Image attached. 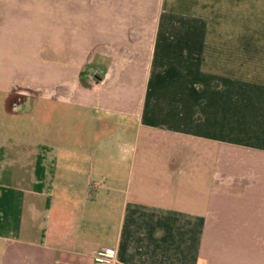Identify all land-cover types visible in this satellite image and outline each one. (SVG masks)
I'll return each instance as SVG.
<instances>
[{
  "label": "crops",
  "instance_id": "0c3cea01",
  "mask_svg": "<svg viewBox=\"0 0 264 264\" xmlns=\"http://www.w3.org/2000/svg\"><path fill=\"white\" fill-rule=\"evenodd\" d=\"M165 1L0 0V46L87 116L0 137V264H264V39L238 27L209 55L205 21Z\"/></svg>",
  "mask_w": 264,
  "mask_h": 264
},
{
  "label": "rangeland",
  "instance_id": "374dc122",
  "mask_svg": "<svg viewBox=\"0 0 264 264\" xmlns=\"http://www.w3.org/2000/svg\"><path fill=\"white\" fill-rule=\"evenodd\" d=\"M97 1L93 0V3L98 4ZM165 4L167 7L178 5L175 9L179 12L197 17L201 23L205 21L207 37L205 43H207L206 50L209 55L213 41L222 42L242 36L243 33L235 30L238 27L241 30L244 26L253 27L252 39H264L262 32L264 31V0H166ZM44 7V17L47 19L44 25L46 26L52 24V9L50 5H44ZM155 8L158 10L160 6L156 5ZM48 35L50 32L45 31V38ZM13 39L15 38L12 34L11 41L6 40V43L0 46V61L2 62L0 74L7 73L8 75L10 72L8 78L11 80L9 82L11 86L7 91H4V86L0 88V137L28 139L63 137L69 134V130L72 133L78 132L76 135H79L81 131L83 133L86 114L73 106L69 111L61 110L62 105L66 104L53 100L56 98L53 92L48 93L49 90L46 88L42 90L36 88L35 64L27 61L29 55L25 51L27 46L24 43L20 44L19 41L16 43ZM2 40L4 41L3 37ZM44 55L45 58L50 59L51 49L45 47ZM60 58H62L61 53ZM86 71L87 69L84 68L79 76L81 78L76 83L85 84ZM18 87H25L23 94L27 97L17 98L13 92H16L15 89ZM17 99L21 102L20 110L14 106ZM108 125L111 128L110 124ZM113 130L109 129L108 134L110 135Z\"/></svg>",
  "mask_w": 264,
  "mask_h": 264
},
{
  "label": "built area",
  "instance_id": "2783aa9c",
  "mask_svg": "<svg viewBox=\"0 0 264 264\" xmlns=\"http://www.w3.org/2000/svg\"><path fill=\"white\" fill-rule=\"evenodd\" d=\"M95 260L102 264H117V252L113 249L100 250Z\"/></svg>",
  "mask_w": 264,
  "mask_h": 264
},
{
  "label": "trees",
  "instance_id": "16d2710c",
  "mask_svg": "<svg viewBox=\"0 0 264 264\" xmlns=\"http://www.w3.org/2000/svg\"><path fill=\"white\" fill-rule=\"evenodd\" d=\"M86 84V83H85Z\"/></svg>",
  "mask_w": 264,
  "mask_h": 264
}]
</instances>
